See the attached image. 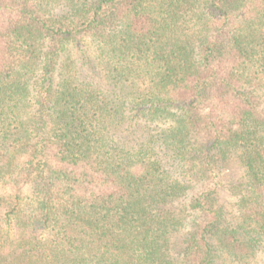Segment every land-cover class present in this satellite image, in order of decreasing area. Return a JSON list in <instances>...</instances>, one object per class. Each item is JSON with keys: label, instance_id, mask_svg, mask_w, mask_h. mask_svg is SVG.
Instances as JSON below:
<instances>
[{"label": "trees", "instance_id": "1", "mask_svg": "<svg viewBox=\"0 0 264 264\" xmlns=\"http://www.w3.org/2000/svg\"><path fill=\"white\" fill-rule=\"evenodd\" d=\"M263 251L264 0H0V264Z\"/></svg>", "mask_w": 264, "mask_h": 264}, {"label": "rangeland", "instance_id": "2", "mask_svg": "<svg viewBox=\"0 0 264 264\" xmlns=\"http://www.w3.org/2000/svg\"><path fill=\"white\" fill-rule=\"evenodd\" d=\"M234 169H235V167L234 166H231V170L230 171H231L232 175H234L236 173V171H234ZM227 172L229 173L228 169H226L224 171V173H221L220 174V177H221V180H222L223 183H226L227 182V179H228V177L226 175ZM219 200H220V202L222 201L223 204L225 203L227 206H229V208L231 207L230 204H229V200L230 199L226 197V193L225 192H220ZM263 253H264V251H263ZM257 256L258 257H261V253H258ZM224 264H226V263H224Z\"/></svg>", "mask_w": 264, "mask_h": 264}]
</instances>
